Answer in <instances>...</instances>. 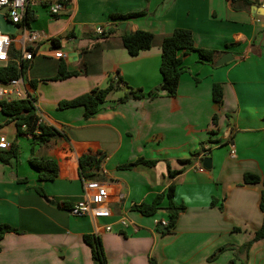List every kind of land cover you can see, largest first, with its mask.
I'll return each mask as SVG.
<instances>
[{"label":"crops","instance_id":"0c3cea01","mask_svg":"<svg viewBox=\"0 0 264 264\" xmlns=\"http://www.w3.org/2000/svg\"><path fill=\"white\" fill-rule=\"evenodd\" d=\"M63 1L64 10L53 16L32 0L29 28L43 38L32 48L33 60L23 61L20 77L41 121L58 135L45 146L34 145L0 108V142L6 137L8 143L0 155L18 150L8 164L0 160V224L22 232L0 240V264H94L86 235L100 238L106 264H264V238L254 240L264 221V0ZM140 12L145 15L136 19L110 18ZM97 27L108 34L97 35ZM176 29L191 31L197 48L215 53L213 62L192 53L184 58L186 71L174 97L161 92L119 103L126 86L148 92L161 85L160 43ZM138 31L153 33L156 41L133 57L122 37ZM12 48L16 53L0 67L20 64L22 50ZM59 51L64 58H55ZM228 53L233 61L215 66ZM119 79L121 89L91 119L84 118L83 107L58 108ZM215 84L223 88L221 103L213 99ZM86 155L101 160L88 170L90 179L80 166ZM32 157L55 161L57 179L40 181ZM139 159L158 163L119 169ZM169 167L182 172L170 178ZM246 174L259 176L260 183L245 184ZM86 182L106 187L111 217L70 215L86 197ZM171 185L175 203L186 209L167 232L157 225L168 222L165 209L146 217L133 206L151 203Z\"/></svg>","mask_w":264,"mask_h":264},{"label":"trees","instance_id":"16d2710c","mask_svg":"<svg viewBox=\"0 0 264 264\" xmlns=\"http://www.w3.org/2000/svg\"><path fill=\"white\" fill-rule=\"evenodd\" d=\"M236 0H232L235 2ZM145 15V12L140 13H129V14H112L110 18L112 20L122 19H136ZM35 19L29 10L27 13V23H30ZM155 35L147 31H138L135 34H125L122 37L123 47L128 53L136 57L141 51L150 49L155 44ZM160 47L162 50L160 72L162 75V83L160 86L145 92L143 89H134L126 86L124 96L119 99V103H125L129 100L134 99H153L160 95L161 92H165L168 96L174 97L177 94L179 82L186 68L184 66V58L192 53H197L201 61L213 62L215 53L213 51H207L199 49L195 45L193 34L189 30L176 29L170 36L165 37L161 40ZM16 50L14 48L10 51V56L13 57ZM25 71L24 62L17 64L10 62L5 67H0V83L7 84L11 80L19 79ZM77 72L64 74L62 77L69 78L76 76ZM122 81L119 79L117 82H111L104 89H96L89 94H84L73 100L62 101L59 103L58 108L60 110L69 109L74 107H83L85 109L84 118L86 120L93 118L99 111L108 98V96L121 89L119 84ZM213 99L217 103H221L223 100V88L220 84H215L213 87ZM0 108L2 112L9 116L17 127V134L31 135L33 138L34 145L45 146L49 144L53 138L58 135V131L43 122L40 123V117L37 113V107L35 100L32 98L18 99L8 101L0 99ZM217 117H214V123L216 124ZM210 143H215L209 140ZM18 157V150L13 148L7 155H0V160L8 164L10 159ZM100 159L94 156H83L80 158V166L83 171V178L90 179L92 175L88 173V170L98 168ZM157 160H145L139 159L134 163L120 166L121 170H131L138 165H146L149 167H155ZM30 164L37 171L40 181H54L58 177L59 169L55 161L49 159H38L32 157ZM182 171H172L169 167L168 176L174 178ZM261 179L259 176L253 174H246L244 177L245 184H258ZM35 190L41 196H45V192L41 187H36ZM175 197V186L171 185L167 191L158 194L151 203H142L140 205L133 206L135 211L140 212L142 215L154 216L160 210L165 209L168 213V226L165 227L167 232H170L175 228L180 215L185 211V206L176 204L174 201ZM167 201L168 205L163 208V203ZM261 211L264 214V192L262 193ZM9 233L21 234L19 229H16L10 225L0 224V240L3 239ZM164 233V232H162ZM264 238V221L260 230L256 232L255 241ZM84 240L87 245L92 249L94 264H106V258L100 238L96 235H86ZM251 243L247 244L248 248ZM225 248L219 249L211 259L217 258Z\"/></svg>","mask_w":264,"mask_h":264},{"label":"built area","instance_id":"2783aa9c","mask_svg":"<svg viewBox=\"0 0 264 264\" xmlns=\"http://www.w3.org/2000/svg\"><path fill=\"white\" fill-rule=\"evenodd\" d=\"M44 4L51 15L58 16L65 8L63 0H40ZM32 0H0V11L3 8H7L5 19L10 20L16 24L18 32L15 36L3 34L0 32V63H7L10 59V51L14 44L18 45V48L22 52L21 62H30L33 60L34 52L33 46L39 43L43 36L41 33L32 31L29 28L26 17L27 13L31 11ZM108 30L103 27H97L95 33L99 36H105L108 34ZM65 54L59 51L55 54V58H64ZM5 85L6 89L0 92L1 96H6L9 101L18 99H27V93L23 86L22 81L19 79L11 80ZM43 122L40 119V123ZM44 123V122H43ZM8 148L6 137H3L0 142V149L5 150ZM235 155V150L232 149L231 156ZM199 171L204 172L205 169L199 166ZM85 190L87 191L86 197L76 202L70 209L71 216L76 218H85L92 216L96 219L111 217V209L107 207L108 191L99 182H86ZM122 198V197H121ZM123 227L128 226L126 219L120 220ZM158 226L167 227L168 222L165 220L157 221ZM107 232H112V226L105 228Z\"/></svg>","mask_w":264,"mask_h":264},{"label":"water","instance_id":"95a60500","mask_svg":"<svg viewBox=\"0 0 264 264\" xmlns=\"http://www.w3.org/2000/svg\"><path fill=\"white\" fill-rule=\"evenodd\" d=\"M7 8H3L0 11V32L3 34H8L10 36H15L16 33L18 32V26L14 23H12L10 20L5 19V14H6ZM75 52H69L68 56L71 57L75 55ZM233 56L232 54L228 53L222 56L216 63L215 66L219 67L224 64H227L231 61H233ZM208 159H206L207 161ZM166 231V230H165Z\"/></svg>","mask_w":264,"mask_h":264}]
</instances>
